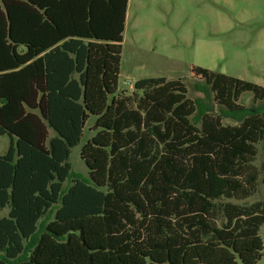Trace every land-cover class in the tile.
Listing matches in <instances>:
<instances>
[{
    "label": "trees",
    "instance_id": "1",
    "mask_svg": "<svg viewBox=\"0 0 264 264\" xmlns=\"http://www.w3.org/2000/svg\"><path fill=\"white\" fill-rule=\"evenodd\" d=\"M128 5L1 0L0 264H258L264 203L245 202L264 87L193 67L210 104L146 78L132 107L118 88ZM91 120L85 176L70 156Z\"/></svg>",
    "mask_w": 264,
    "mask_h": 264
},
{
    "label": "rangeland",
    "instance_id": "2",
    "mask_svg": "<svg viewBox=\"0 0 264 264\" xmlns=\"http://www.w3.org/2000/svg\"><path fill=\"white\" fill-rule=\"evenodd\" d=\"M193 67L264 87V0H129L118 81L120 95L130 98L136 108L142 96L139 92L134 95L137 81L182 79L190 99L210 104L196 88L201 83L193 77ZM240 102L256 106L250 92L244 93ZM212 108L219 112L217 106ZM92 124L91 120L86 125L80 144L72 148L70 156L73 171L85 176L88 168L81 151L94 134L90 131ZM224 124L236 122L225 118ZM10 142L8 135H0V155L7 152ZM258 148V192L245 202L247 205L264 203V141ZM259 234L264 244V224ZM262 253L258 264H264V249Z\"/></svg>",
    "mask_w": 264,
    "mask_h": 264
}]
</instances>
